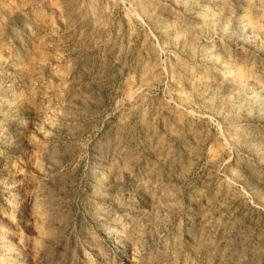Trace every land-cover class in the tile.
<instances>
[{
    "label": "rangeland",
    "instance_id": "374dc122",
    "mask_svg": "<svg viewBox=\"0 0 264 264\" xmlns=\"http://www.w3.org/2000/svg\"><path fill=\"white\" fill-rule=\"evenodd\" d=\"M0 264H264V0H0Z\"/></svg>",
    "mask_w": 264,
    "mask_h": 264
}]
</instances>
